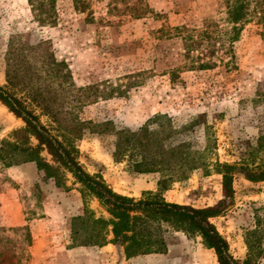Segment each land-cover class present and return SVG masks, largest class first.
I'll return each instance as SVG.
<instances>
[{
    "label": "rangeland",
    "instance_id": "rangeland-1",
    "mask_svg": "<svg viewBox=\"0 0 264 264\" xmlns=\"http://www.w3.org/2000/svg\"><path fill=\"white\" fill-rule=\"evenodd\" d=\"M33 1L36 12L28 0H0V86L43 125L51 120L43 110L56 113L87 173L136 200L158 194L159 173L129 170L137 153L128 162L112 157L115 131L145 126L157 133L153 147L184 145L203 156L209 171L199 168L175 181L161 193L169 203L214 206L222 199L214 165L257 163L253 149L264 135V0L250 1L253 16L233 46L214 40L194 48L174 29L201 31L210 21L226 27L227 0ZM157 115L170 122L149 123ZM105 123L110 125L97 128L101 133L91 132ZM23 126L0 103V147ZM67 179L68 192L44 179L32 163L9 169L0 164V201L26 223L0 225L1 264H16L14 256L23 248L28 264H218L200 237L165 223L155 225L166 243L164 254L127 260L113 245L72 248L71 219L83 214L84 203L80 186ZM86 204L96 217L108 218L96 200ZM211 223L234 259H246L248 239L257 255L253 264H264V182L235 175L231 205ZM25 226L28 246L24 232L13 231Z\"/></svg>",
    "mask_w": 264,
    "mask_h": 264
},
{
    "label": "trees",
    "instance_id": "trees-1",
    "mask_svg": "<svg viewBox=\"0 0 264 264\" xmlns=\"http://www.w3.org/2000/svg\"><path fill=\"white\" fill-rule=\"evenodd\" d=\"M77 0H75L76 2ZM251 0H227L226 27H220L215 22L207 23L201 31H188L185 27L174 30L181 36L188 48L210 44L214 40L227 42L233 46L239 40L244 25L253 16L248 9ZM31 9L36 12L33 0H28ZM260 14V12H259ZM140 16V15H139ZM136 16L135 18H140ZM185 33V35H183ZM193 33V34H191ZM208 64L199 65L205 68ZM264 98V91L261 94ZM0 103L20 119L24 126L12 132L8 140L0 147V164L3 168L32 163L43 178L54 181L57 188L68 192V176L73 185H79L84 211L80 216L71 219V242L75 247H104L111 244L122 249L125 259L150 254H164L167 250L163 236L157 223H165L175 232L186 236H198L206 249L212 250L218 264H253L257 258L252 245L246 240L248 254L243 262L232 257L226 240L219 234L211 220L219 217L230 205L233 198V181L240 174L251 183L264 182V135L259 138L253 149L255 161H242L239 164L214 165L215 171L221 176L222 199L214 206L196 209L187 205H179L165 201L161 193L166 192L175 181L185 180L187 173L203 168L207 171L202 155L195 157L184 145L165 150L163 147H153L152 139L156 132H150L145 126L137 132L115 131L116 140L112 157L115 162L132 159V153L139 155V160L129 163V170L135 173H159L158 194L151 192L136 200L116 193L100 176L87 173L78 161V150L73 141L65 133L64 127L58 123L57 114L44 111L50 124L43 125L40 118L26 104L0 86ZM169 118L157 115L149 121L154 123ZM105 123L97 125L91 132L101 133L97 128L108 127ZM206 149V148H205ZM49 158V159H48ZM88 198L98 202L99 207L108 215L96 217L87 206ZM157 230H159L157 232ZM22 231L23 240L28 246L30 234L28 228H15ZM5 239V245H8ZM17 243H15L16 245ZM4 251L0 250V264ZM16 264H28V253L23 248L22 253L14 256Z\"/></svg>",
    "mask_w": 264,
    "mask_h": 264
},
{
    "label": "crops",
    "instance_id": "crops-1",
    "mask_svg": "<svg viewBox=\"0 0 264 264\" xmlns=\"http://www.w3.org/2000/svg\"><path fill=\"white\" fill-rule=\"evenodd\" d=\"M5 195L3 196L5 200H7V196ZM25 224L26 223L23 220H21L20 216L12 211L11 204L10 205L4 204L2 200L0 201V225L1 226L14 228L18 226H23ZM110 245L111 244H108L105 247H108Z\"/></svg>",
    "mask_w": 264,
    "mask_h": 264
}]
</instances>
